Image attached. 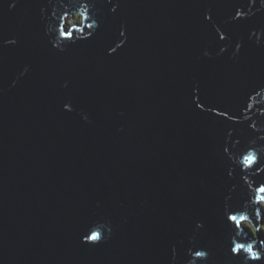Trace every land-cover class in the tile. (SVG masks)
<instances>
[{
  "label": "water",
  "instance_id": "water-1",
  "mask_svg": "<svg viewBox=\"0 0 264 264\" xmlns=\"http://www.w3.org/2000/svg\"><path fill=\"white\" fill-rule=\"evenodd\" d=\"M78 3L0 0V264H185L193 236L208 264H240L224 208L244 206L264 167L254 179L238 167L230 176L223 149L226 138L232 151L250 146L260 135L251 120L264 123V114L230 121L219 109L242 116L264 86V42L249 39L264 29V9L231 20L248 0H95L93 36L60 51L46 32L52 4ZM72 17L65 30L75 35ZM121 26L125 43L108 54L125 39ZM221 44L228 49L216 55ZM101 220L111 235L84 241Z\"/></svg>",
  "mask_w": 264,
  "mask_h": 264
},
{
  "label": "clouds",
  "instance_id": "clouds-1",
  "mask_svg": "<svg viewBox=\"0 0 264 264\" xmlns=\"http://www.w3.org/2000/svg\"><path fill=\"white\" fill-rule=\"evenodd\" d=\"M109 3H111V0H109ZM256 3L257 0H248L247 10L243 7H237L234 15L230 16L229 19L236 20L246 18L254 15L255 12H259L261 9H264V0H259V7L254 8L253 6L256 5ZM117 7L118 3H112L111 11L115 12ZM99 11L100 9L95 5V0H92V2H90V0H79L78 5L75 7H60L52 4L51 15L55 18V20L50 21L46 27V32L52 34L50 36V43L52 47L57 48L60 51H64L67 45L75 43L77 40L92 37L96 29L99 27V19L97 15ZM69 13H72L73 17L76 18L73 21L77 20L80 25L75 35H73V29L71 27H69L67 31L65 30V18L69 15ZM211 16V10L206 11L204 14V18L206 20H211ZM72 22L70 21V23ZM213 27L220 40L228 39L227 33H225L219 25L214 24ZM120 35L125 37V39L118 40L112 47H110L108 49V54L115 53L117 49L125 43L126 36L125 28L123 26H121ZM253 37L258 45L264 42V29H253L249 34V39H252ZM4 43L15 44L16 39L13 37L4 41ZM214 43V40H207L205 42L203 55L211 57L212 53L208 51V48H210ZM241 46V42L237 41L232 53L233 56L239 53ZM227 49V44H221L216 52V55L224 53ZM27 71L28 66L25 65L20 75H24ZM13 83H15V81H13ZM64 86H67V81ZM197 91V88L193 89L194 93ZM193 100L198 108H204V105L199 102L198 96L194 95ZM63 108L66 111L73 110L70 102L65 103ZM212 109L218 108H211L210 111ZM241 112L243 115L237 116L231 115L228 111H221L219 109V116L227 117L230 121H243L249 120V118L254 116L256 112L264 114V86L258 87L254 92L249 94L246 107H243ZM83 118L85 120L88 119L86 114ZM249 127L259 132L260 135L257 138L251 139L249 141L250 146L239 152L232 151L230 149L226 138L223 151L228 155L232 162L228 173L230 176L233 174V169L238 167L242 171H250V178L254 179V177L257 176V173L260 172L261 167H264V165L257 167V165L260 164V159L264 157V144L258 143V139H264V123H257L255 119H252ZM232 132V129L228 130L229 137H231ZM236 142H233L232 148H234ZM249 187L251 188L252 186L250 185ZM224 213L231 226L232 222H234V226H232V231L229 235L231 254L241 257L240 264H250L252 261L264 260V239L260 240L257 244L254 239L247 238L248 233L244 230L247 225L251 224V217H254L258 222L254 229L255 231L259 232L264 229V223H260V221L264 220V216H262V213H264V183L256 184L254 186V192L249 191L248 199L244 202L243 207L233 208L231 205L226 203ZM196 227H203V223L201 221H196ZM111 233V224L101 220L92 223L88 227L87 234L83 236V240L94 244L100 243L102 240L109 237ZM93 234H95V239L92 238ZM189 240L192 242V246L187 249L188 259L185 264H208L210 257L209 250L196 244L194 236L190 237ZM172 252L173 258H175V246H173Z\"/></svg>",
  "mask_w": 264,
  "mask_h": 264
},
{
  "label": "rangeland",
  "instance_id": "rangeland-1",
  "mask_svg": "<svg viewBox=\"0 0 264 264\" xmlns=\"http://www.w3.org/2000/svg\"><path fill=\"white\" fill-rule=\"evenodd\" d=\"M74 19H76V18L72 17V18L70 19V21L72 22ZM262 221H263L262 223H264V220H262ZM250 225H251V224H250ZM248 226H249V225L246 226L247 229H249ZM263 230H264V229H263ZM261 238L264 239V231H262Z\"/></svg>",
  "mask_w": 264,
  "mask_h": 264
},
{
  "label": "trees",
  "instance_id": "trees-1",
  "mask_svg": "<svg viewBox=\"0 0 264 264\" xmlns=\"http://www.w3.org/2000/svg\"><path fill=\"white\" fill-rule=\"evenodd\" d=\"M250 226H251V225H249V227H250ZM250 228L252 229L253 233H255V232H254V231H255L254 228H253L252 226H251ZM262 231H264V230H262Z\"/></svg>",
  "mask_w": 264,
  "mask_h": 264
},
{
  "label": "snow or ice",
  "instance_id": "snow-or-ice-1",
  "mask_svg": "<svg viewBox=\"0 0 264 264\" xmlns=\"http://www.w3.org/2000/svg\"><path fill=\"white\" fill-rule=\"evenodd\" d=\"M92 238L95 239V234H93V237Z\"/></svg>",
  "mask_w": 264,
  "mask_h": 264
},
{
  "label": "bare ground",
  "instance_id": "bare-ground-1",
  "mask_svg": "<svg viewBox=\"0 0 264 264\" xmlns=\"http://www.w3.org/2000/svg\"><path fill=\"white\" fill-rule=\"evenodd\" d=\"M249 227V226H248ZM251 227V226H250ZM250 227H249V229H250ZM245 229H247L246 227H245ZM249 229H247V230H249Z\"/></svg>",
  "mask_w": 264,
  "mask_h": 264
}]
</instances>
